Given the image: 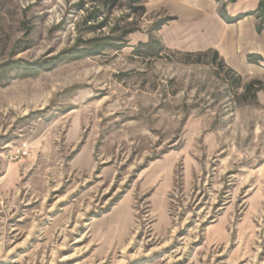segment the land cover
Wrapping results in <instances>:
<instances>
[{"label":"rangeland","instance_id":"rangeland-1","mask_svg":"<svg viewBox=\"0 0 264 264\" xmlns=\"http://www.w3.org/2000/svg\"><path fill=\"white\" fill-rule=\"evenodd\" d=\"M149 2L0 0V264H264L260 57Z\"/></svg>","mask_w":264,"mask_h":264},{"label":"crops","instance_id":"crops-1","mask_svg":"<svg viewBox=\"0 0 264 264\" xmlns=\"http://www.w3.org/2000/svg\"><path fill=\"white\" fill-rule=\"evenodd\" d=\"M259 1L150 0L149 6H163L176 17L169 26L183 33L187 39L186 46L196 49L214 48L226 62L246 63L250 68L256 66L246 62V56L260 57L255 62L264 69V30H256ZM221 7L228 19L221 17ZM236 16L240 18L230 20Z\"/></svg>","mask_w":264,"mask_h":264},{"label":"trees","instance_id":"trees-1","mask_svg":"<svg viewBox=\"0 0 264 264\" xmlns=\"http://www.w3.org/2000/svg\"><path fill=\"white\" fill-rule=\"evenodd\" d=\"M94 2H97L100 6L102 7H105V8H113L115 7L118 2L120 0H92ZM126 2L129 3V5L131 4H137V6L135 7V9L137 10H144V6L143 5H140L139 3L142 1V0H125ZM256 12H257V17H258V24L256 25V30L258 32H261L264 30V0H260L259 3H258V7L256 9ZM220 15L224 18V19H228L223 11L220 10ZM237 18H240V17H237ZM236 19V18H235ZM217 56V53L216 52H213V57H216Z\"/></svg>","mask_w":264,"mask_h":264}]
</instances>
